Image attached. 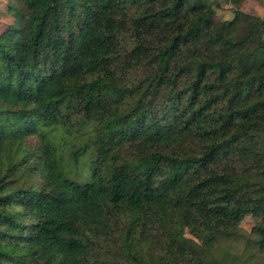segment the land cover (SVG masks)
<instances>
[{
    "label": "trees",
    "instance_id": "1",
    "mask_svg": "<svg viewBox=\"0 0 264 264\" xmlns=\"http://www.w3.org/2000/svg\"><path fill=\"white\" fill-rule=\"evenodd\" d=\"M242 1L223 22L207 1L7 4L0 264H264V20ZM248 216L260 240L233 242Z\"/></svg>",
    "mask_w": 264,
    "mask_h": 264
},
{
    "label": "rangeland",
    "instance_id": "2",
    "mask_svg": "<svg viewBox=\"0 0 264 264\" xmlns=\"http://www.w3.org/2000/svg\"><path fill=\"white\" fill-rule=\"evenodd\" d=\"M204 1H207L209 4L213 6V9L216 14V22L223 21H232L235 18V10L234 6L231 3V0H194V5H201ZM11 2V0H0V31L3 27H5L8 23L12 22L13 19L11 16L5 14L7 4ZM241 10L247 14L259 16L264 20V0H243L241 3ZM227 34L231 37H242L243 32H236V29L229 27L227 29ZM261 58H247V62L256 65L260 62ZM89 130H94V126L90 125ZM84 131V130H83ZM81 132H60L58 136L59 144L61 147L60 153L62 154L66 163H68V159L71 158V153L73 150L83 143L87 134ZM88 132V131H87ZM37 139L33 140V143H36ZM70 166H68V173L70 178H87L88 171L86 169H82V166H76L71 159ZM79 178V179H81ZM262 220L260 218H255L252 216L246 217L239 225L237 230L229 231V239L235 243L245 245L249 240H260V236L254 233L253 229L256 227L262 226ZM184 235L192 240L198 241L194 235L187 229L183 231ZM98 249V248H96ZM97 252V250H95ZM96 255V254H95ZM195 264H201L199 262Z\"/></svg>",
    "mask_w": 264,
    "mask_h": 264
}]
</instances>
